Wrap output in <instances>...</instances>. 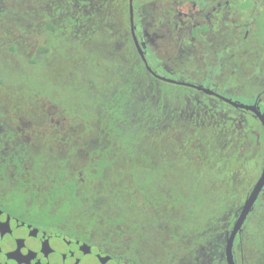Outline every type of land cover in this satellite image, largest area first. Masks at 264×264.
I'll use <instances>...</instances> for the list:
<instances>
[{
  "label": "flooded vegetation",
  "instance_id": "obj_1",
  "mask_svg": "<svg viewBox=\"0 0 264 264\" xmlns=\"http://www.w3.org/2000/svg\"><path fill=\"white\" fill-rule=\"evenodd\" d=\"M129 5L82 0V23L100 25L114 49L136 53L148 85L163 94L152 98L162 127L136 147L101 145L99 155L90 154L82 113H71L67 100L48 91L51 83L39 80L36 39L0 33V46L29 45L34 61L24 72L0 48V264H227V240L264 167V0H131L133 33ZM182 72L210 87L174 80ZM184 134L191 135L187 151ZM108 158L115 216L104 219L97 208L85 217L86 170L107 166ZM213 184L228 188L217 196L212 189L210 198L236 202L217 225L184 234V213L198 211H184L183 198L193 201ZM125 193L128 207L119 204ZM173 197L179 202L169 216L176 224L168 226L155 201ZM187 220L197 225L191 215ZM263 232L264 186L234 237V264H264Z\"/></svg>",
  "mask_w": 264,
  "mask_h": 264
},
{
  "label": "trees",
  "instance_id": "obj_2",
  "mask_svg": "<svg viewBox=\"0 0 264 264\" xmlns=\"http://www.w3.org/2000/svg\"><path fill=\"white\" fill-rule=\"evenodd\" d=\"M87 9L92 11L89 15L96 14L95 9ZM123 15L124 12L120 8L118 16ZM0 18L4 19V22H0V33L20 32L28 35V41L36 39L38 42L39 80L51 83L48 91L52 90L55 97L67 100L71 113H82V143L87 145L90 154L99 155L101 145L104 151L111 149L116 143L136 147L144 143L145 133L150 129L162 127L159 105L155 104L152 98H159L163 94L148 85L149 78L136 53L126 49H114L112 39L100 34V25L92 22L82 23V0H0ZM119 27L122 29L123 24ZM4 40L5 38H0V44L4 43ZM0 48L6 49L2 52L9 56L12 66L17 69L29 71L34 64L31 57L26 55L31 48L29 45ZM55 61L61 62L63 67L58 68L56 72L52 69ZM68 64L78 74H73ZM67 68L69 69L65 70ZM66 73L68 75H65ZM26 80L30 81L29 78ZM42 87L44 86H40L42 95H46V89ZM178 123L183 124L182 121H174L172 126ZM158 139L156 138V144L159 143ZM190 139V134H184L185 151L188 150ZM102 161H107L108 165L86 170L88 177L82 197V210L86 211L85 217H90L94 216L93 212L97 208H101L102 218L109 220L115 216L114 211L117 209V206L112 204L114 188L110 186L115 170L109 165V158ZM223 188L228 186L213 184L207 190L199 191L198 197L193 201L189 197L183 198L181 208L184 211H198L197 217L184 213V234L198 236L199 228L217 225L221 211L234 205L236 201L210 198L212 189L217 196V190L221 191ZM205 195L209 199L202 198ZM129 196L125 193L119 204L128 207ZM174 198L155 201L158 203L156 208L159 212L163 209L167 212L168 226L176 224L169 216L179 202ZM209 208L214 209V214H205V210ZM190 215L197 225L188 226L191 223L187 220ZM143 217L151 219L149 214ZM155 225L159 226L160 221L157 220ZM193 228H198V232L191 231ZM182 253L185 254L170 252V255L179 256Z\"/></svg>",
  "mask_w": 264,
  "mask_h": 264
},
{
  "label": "water",
  "instance_id": "obj_3",
  "mask_svg": "<svg viewBox=\"0 0 264 264\" xmlns=\"http://www.w3.org/2000/svg\"><path fill=\"white\" fill-rule=\"evenodd\" d=\"M129 1H130L129 16H130V22H131L130 23V27H131V32L133 33L131 0H129ZM133 40H134V44H135V46L137 48V51H138V54H139L141 60L144 62L145 66H146V69L148 71H150V68L146 64V61H145L144 56H143V53H142L140 47L138 46V43H137L134 35H133ZM232 105L238 107L235 104H232ZM259 119H260L262 125L264 126V119L262 117H259ZM263 186H264V167H263L261 176L259 177L258 181L256 182V184L254 185L253 189L251 190L248 198L245 200V202H244V204H243V206L241 208V211L239 213V216L237 217V219H236V221H235V223L233 225V228L231 230V233L229 235V238L227 240V243H226V246H225V256H226L227 264H234L233 261H232V253H231L232 243H233L234 237L240 231L241 226L243 225L247 215L251 211V209L253 207V204L255 203V201L257 199V196L260 193V191L263 188Z\"/></svg>",
  "mask_w": 264,
  "mask_h": 264
},
{
  "label": "rangeland",
  "instance_id": "obj_4",
  "mask_svg": "<svg viewBox=\"0 0 264 264\" xmlns=\"http://www.w3.org/2000/svg\"><path fill=\"white\" fill-rule=\"evenodd\" d=\"M69 65V68H70V64H68ZM58 68H63L62 67V64H61V62H57V61H55V63H54V66H53V70H54V72H56L57 70H58ZM69 68H67V69H65V70H68ZM71 69V72L73 73V74H78V72L77 71H75V69L72 67V68H70ZM182 70H184V69H180V71H182ZM181 74H183V75H177V76H174V80H181V81H185V82H189V83H199L201 86H203V87H210V86H208V84L207 83H205V82H198L197 80H196V77L195 76H193V77H191V76H188V75H185V73H181ZM65 75H68L67 73L65 74ZM196 76H198V73H196ZM56 79V78H55ZM62 78H57V80H61ZM248 223V222H247ZM249 224L250 225H256L257 224V222H256V218L255 219H252L250 222H249ZM252 228H253V226H251V228H249V230L251 231L252 230ZM70 262V263H69ZM68 263H66V264H77L76 262H71V261H69Z\"/></svg>",
  "mask_w": 264,
  "mask_h": 264
}]
</instances>
